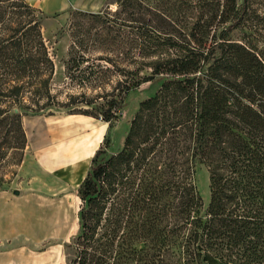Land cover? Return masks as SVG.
I'll use <instances>...</instances> for the list:
<instances>
[{
    "label": "trees",
    "instance_id": "obj_1",
    "mask_svg": "<svg viewBox=\"0 0 264 264\" xmlns=\"http://www.w3.org/2000/svg\"><path fill=\"white\" fill-rule=\"evenodd\" d=\"M110 2L75 9L85 21L66 72L81 90L62 100L42 10L0 0V187L23 158L28 111L67 107L112 122L156 79L122 146L91 158L66 264H264V0ZM110 65L121 76L107 90Z\"/></svg>",
    "mask_w": 264,
    "mask_h": 264
},
{
    "label": "rangeland",
    "instance_id": "obj_2",
    "mask_svg": "<svg viewBox=\"0 0 264 264\" xmlns=\"http://www.w3.org/2000/svg\"><path fill=\"white\" fill-rule=\"evenodd\" d=\"M110 1L49 0L41 9L43 34L54 61L51 90L58 98L63 100L67 92L81 90L66 72L73 31L78 32L85 21L75 9H114L116 4ZM110 67V80L104 85L107 90L121 76L115 66ZM156 83L153 79L132 90L121 117L112 122L56 106L22 116L26 133L23 158L16 165H6L0 187V264H66L65 244L79 227L81 200L77 190L91 158L100 147L111 153L122 146L139 101L154 90ZM82 90L93 95L101 89ZM196 184L204 209L210 192L208 170L203 164L198 166Z\"/></svg>",
    "mask_w": 264,
    "mask_h": 264
},
{
    "label": "crops",
    "instance_id": "obj_3",
    "mask_svg": "<svg viewBox=\"0 0 264 264\" xmlns=\"http://www.w3.org/2000/svg\"><path fill=\"white\" fill-rule=\"evenodd\" d=\"M31 4L37 6L38 8L42 9L46 7V4L49 0H28Z\"/></svg>",
    "mask_w": 264,
    "mask_h": 264
},
{
    "label": "water",
    "instance_id": "obj_4",
    "mask_svg": "<svg viewBox=\"0 0 264 264\" xmlns=\"http://www.w3.org/2000/svg\"><path fill=\"white\" fill-rule=\"evenodd\" d=\"M14 192H15V193H18V192H19V190H18V189H15V190H14Z\"/></svg>",
    "mask_w": 264,
    "mask_h": 264
}]
</instances>
